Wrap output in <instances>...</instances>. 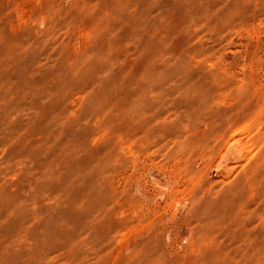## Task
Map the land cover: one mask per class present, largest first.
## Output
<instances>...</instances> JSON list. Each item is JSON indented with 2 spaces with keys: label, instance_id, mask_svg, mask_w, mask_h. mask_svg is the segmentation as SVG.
<instances>
[{
  "label": "rangeland",
  "instance_id": "obj_1",
  "mask_svg": "<svg viewBox=\"0 0 264 264\" xmlns=\"http://www.w3.org/2000/svg\"><path fill=\"white\" fill-rule=\"evenodd\" d=\"M0 264H264V0H0Z\"/></svg>",
  "mask_w": 264,
  "mask_h": 264
}]
</instances>
